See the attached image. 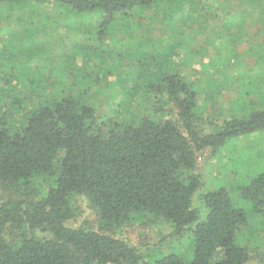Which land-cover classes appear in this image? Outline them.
I'll use <instances>...</instances> for the list:
<instances>
[{"label":"trees","instance_id":"trees-1","mask_svg":"<svg viewBox=\"0 0 264 264\" xmlns=\"http://www.w3.org/2000/svg\"><path fill=\"white\" fill-rule=\"evenodd\" d=\"M228 6L237 8L236 19H249L245 25L253 31L241 37L243 26L236 19L217 26L220 31L213 37L223 54L208 64L214 70L228 67V61L234 59V76L247 77L253 86L249 115L223 120L214 132L205 133L198 89L182 75L181 64L171 55L168 62L164 56L152 65L149 81L132 84L136 91L155 98L156 117L148 113L139 120L131 116L98 124L94 106L84 100V88L75 81L64 86L54 84V80L49 83L51 77L37 83L32 76L25 82L0 81V100L11 95V108L18 115L12 118L0 112V264L248 261V249L236 242L238 232L247 225L246 214L233 203L228 191L219 187L201 196L202 221L200 210L192 206V197L201 186L200 153L210 150L215 155L232 139L264 132V0H235L233 4L223 0H0V25L11 32V40L3 41L0 48L13 51L23 47L24 42L14 41L21 35L25 45L36 44L38 35L57 36L59 26L74 29L76 34L98 29L99 43L103 44L115 21L135 38L147 34L155 23L161 24L165 34L169 33V41L160 35L162 42L181 46L187 35L177 26L179 18L188 20L196 15L207 29V17L223 19L229 14ZM61 20H80V26L71 29L59 23ZM83 20H87V27ZM243 39V55L251 60L249 65L235 56V42ZM32 63L28 60L26 64ZM242 68L245 72L239 74ZM142 71L139 68V78L146 75ZM70 72V77H76ZM224 74L229 73L222 70ZM24 90L36 96L35 107L25 108L20 99ZM238 192L256 213L264 211V171ZM78 198L85 199L93 211L96 230L68 225L75 216ZM143 215L170 224L172 235L191 233V260L170 253L151 262L112 235Z\"/></svg>","mask_w":264,"mask_h":264},{"label":"rangeland","instance_id":"rangeland-1","mask_svg":"<svg viewBox=\"0 0 264 264\" xmlns=\"http://www.w3.org/2000/svg\"><path fill=\"white\" fill-rule=\"evenodd\" d=\"M223 1L235 3V0ZM228 12L223 19L221 16L212 21L208 16L207 29H203L204 25L200 23L203 19L200 20L196 15L188 20L185 16L179 18L177 26H182L183 33L187 35L181 46H169L162 42L163 38L168 39L169 33L165 34V28L157 23L147 34L142 33L141 38H135L122 27H117L118 23L115 21L110 25L111 28H108L107 37L101 44L97 35L98 29L87 28L84 31L86 34H76L73 28H79L80 20H61L59 23L70 25L73 30L59 26L58 37L52 33L41 34L37 36L36 44L30 46L25 45V39L21 35L14 41L24 42L23 47L17 46L13 51L0 48V81L25 82L31 79L30 76L35 83L51 77L49 83L54 80V84L58 86L75 81L76 85L84 88V100L94 106L98 124L106 122L107 119L120 122L131 116L139 120L142 115L148 113L155 116V98L136 91L132 84L149 81L153 77L152 65L163 61L164 56L167 57L164 61L168 62L171 55L181 64L182 75L198 89V107L205 133L214 132L220 128L223 120L241 119L249 115L248 105L252 92L250 87L253 86L249 85L251 80L246 79L247 77L234 76L233 70L237 64H233L234 59L228 61V67L214 70L208 64L212 58L223 54L222 46L213 37L220 31L217 26L231 24L233 19H236L235 15H238L235 6H228ZM236 20L243 26L239 32L243 35L241 37L253 31L245 25L250 23L249 19L244 22H241V19ZM83 21L87 27V20ZM10 33L5 32L4 26L0 25V47L3 41L11 40ZM161 34H164L162 39ZM143 43L149 45L146 47ZM235 43V56L243 65H249L251 60L243 55L246 48L245 39ZM50 46L54 48L50 49ZM158 50L160 53H157ZM28 60L33 63L26 64ZM139 63L143 66L138 67ZM139 68L146 74H143L142 78L138 77L141 73ZM222 70L229 74L222 75ZM69 72L76 77H70ZM244 72L242 68L239 74ZM20 99L26 109L37 105L36 96L25 90L21 92ZM12 100L11 95L1 98L0 112H7L13 118V115H18L11 108ZM198 168L201 186L193 194L192 206L200 210L201 221L205 218L204 211H201L204 207L201 196L207 191L224 187L233 203L246 214L247 225L241 228L236 236L237 244L245 246L249 252V259L244 264H258L264 261V211L256 213L253 205L243 201L238 192V189L245 187L264 171V132L232 139L215 155L210 150L200 153ZM68 225L86 226L96 230L94 213L85 199H77L75 216ZM112 235L135 247L151 262L170 253L180 255L187 261L192 258V234L184 232L180 237L172 235L170 224L153 217L136 216L130 224L116 229Z\"/></svg>","mask_w":264,"mask_h":264}]
</instances>
